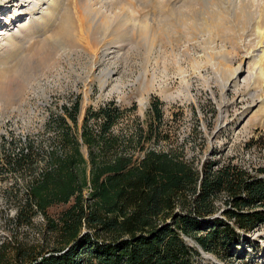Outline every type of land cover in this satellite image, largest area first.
<instances>
[{"label":"rangeland","instance_id":"1","mask_svg":"<svg viewBox=\"0 0 264 264\" xmlns=\"http://www.w3.org/2000/svg\"><path fill=\"white\" fill-rule=\"evenodd\" d=\"M19 1L0 0V29L10 28L6 20ZM85 1L64 0L59 11L53 12L54 22L47 33L34 36L9 57H0V115L13 117L5 126L0 117V133H7L0 135V243L5 241L8 247H13L9 241H51L53 234L47 231L43 213L37 212L33 224L19 225L13 219L16 209L25 200L29 183L46 167L49 150L62 149L60 118L65 116L81 130L88 108L98 109L110 100L124 111L113 125L115 133L131 134L138 124L161 123L167 136L145 139L147 147L182 152L200 165L208 159H232L253 172L264 165L261 142L246 145L250 139L264 137V74L259 71L264 69V43L258 34V26L264 30V3L258 9L260 15L243 31L238 19L246 11L234 10L231 0H216L228 7L224 15L232 28L222 27L224 32L215 33L178 21L182 11L190 13V25L208 20L205 0L92 1L110 15L108 30L96 29L91 15L84 12ZM235 3L245 5L247 11L254 9L252 0ZM25 15L13 21L15 29L19 22L28 25ZM148 26L162 28L155 47L146 37ZM54 35L58 42L43 48V40ZM93 50L99 52L98 59ZM106 65L115 69L107 83ZM225 66L240 69L232 76ZM3 86L8 93L1 91ZM154 97L162 101L161 122L147 112ZM75 103L80 106L77 124L66 110ZM101 122V118L89 119L96 130ZM22 151L29 156L14 168L9 159H18ZM83 151L88 156L86 145ZM73 202L51 205L48 213L57 217ZM217 204L221 209L214 216L222 214V200ZM243 236L220 254L202 248L190 236L185 238L200 250L193 256L194 264H264V223Z\"/></svg>","mask_w":264,"mask_h":264},{"label":"trees","instance_id":"2","mask_svg":"<svg viewBox=\"0 0 264 264\" xmlns=\"http://www.w3.org/2000/svg\"><path fill=\"white\" fill-rule=\"evenodd\" d=\"M161 102L154 97L147 110L160 122ZM66 110L77 124L79 103ZM123 114L110 100L88 108L81 130L60 118L62 149L49 150L46 167L29 183L13 218L31 225L43 213L52 239L9 241L13 247L2 241L0 264H194L200 250L186 236L220 254L264 223V165L254 172L232 159L200 165L182 152L147 147L145 139L167 136L161 123L115 133ZM91 117L102 119L98 130L89 124ZM260 142L264 147V137L246 145ZM27 156L22 151L10 164L16 168ZM71 199L57 217L48 213L49 206ZM217 200L224 205L214 216L221 209Z\"/></svg>","mask_w":264,"mask_h":264},{"label":"bare ground","instance_id":"3","mask_svg":"<svg viewBox=\"0 0 264 264\" xmlns=\"http://www.w3.org/2000/svg\"><path fill=\"white\" fill-rule=\"evenodd\" d=\"M92 1H94V0H86L84 2V4H83L84 5L83 8L85 10L84 12H86V14H88V15H91V21L94 23V26L96 27V29L97 28H99V29L103 28V29H107V30L110 29V27L112 25L110 24V22L107 19V18H109L110 15L109 16L105 15L104 12H102L99 8H96L93 5ZM205 1H206L207 8L210 10L209 13H205V14L210 15L208 20H206V21L204 20L202 23H194V24L190 25L189 19L190 20L192 19V18H190V13H188L187 11H182V12H180L181 17L178 21L183 23V26L188 25L191 28L196 27V29L199 28L202 32L204 30H208V31H211V32L213 31L216 33L217 31L221 30L222 27H226V30H227V28H232L231 25L230 26L228 25V21L226 19V16L224 15V12H227L226 9L228 8V7H224V5H222V4H224V1H221V2L219 1V4H218V1H216V0H205ZM229 1L230 0H228L227 2H229ZM236 1L237 0H231L232 4H234V6H233L234 10L239 9V10H241V12L246 11L245 14L243 13L246 17L245 16H244L245 18L239 17V19H238L242 23L241 30L246 31V26L251 25L252 22L254 21V19L256 18V16L260 15V12H258V9H260V6L262 3H264L263 2L264 0H252L254 9L250 10L249 8H247V9H249L248 11L244 9L245 5L244 6H239V5L235 6ZM63 2H64V0H20L17 3V7L15 6V9L13 11V15L6 20V22H7L6 26L11 25L10 28L0 29V39H1L0 41L3 40L2 41L3 46L0 47V57L1 58L9 57L11 55V53H13L15 50L17 51L18 48L26 45L27 42H29V40H31L34 36H36V35L42 36L44 33H47V31H49L48 29H50V27L53 25V22H54V17L52 16L53 12H58L59 8L62 6ZM104 4L109 5L110 3L103 2V5ZM108 5H106V6H108ZM214 6H219L218 10L214 9ZM205 9H206V6H205ZM219 9L222 11H220ZM25 14H27V17H29L28 25L25 23L22 24L21 22H19L17 29H15V25H12L13 21L14 22H15V20L17 21L18 19H20L21 16H23ZM99 14H101L102 16L101 15L99 16ZM102 18H104V19H102ZM112 19H114V18H112ZM82 21H83V19H82ZM146 28L147 29L145 30V34H147V36L146 35L145 36L148 37V39L150 40L151 47H155L154 46L155 42H156L157 38L159 37V35L162 31V28L160 29V31L153 29L151 26H148ZM124 31H126V30H124ZM222 31L223 30H221V32ZM163 34L166 36L165 31ZM258 34L261 36V39H262L261 43H264V30L260 26H258ZM57 40H59V37L57 35L51 36L49 38H45L43 40L44 46H42V47L43 48L48 47V46L50 47ZM211 42H213V39L211 40ZM262 49H263L262 51L264 52V47H262ZM93 53H94V57H96V59H98V53L99 52L97 50H93ZM208 56H209L210 60L214 59L213 54L209 53ZM25 64H26V62H25ZM106 66H108V65H106ZM224 69H226L225 71L227 73L230 72V74L232 76H235V74H237V72L239 71L240 68L232 69L229 66H225ZM22 70H23V68H22ZM114 71H115V69H113L111 67V65L104 68V72L106 73V78H105L106 83L109 82V80L112 76V73ZM259 71H261V73L264 74L263 68H261ZM256 74H257V70H255L253 72L252 77H254V75H256ZM143 75L145 78V82H147L148 81V75H149V69H146L144 71ZM152 77L154 79H156V71H154ZM1 91L2 92L5 91L8 93L7 88L5 86H3ZM0 117H2V116L0 115Z\"/></svg>","mask_w":264,"mask_h":264},{"label":"built area","instance_id":"4","mask_svg":"<svg viewBox=\"0 0 264 264\" xmlns=\"http://www.w3.org/2000/svg\"><path fill=\"white\" fill-rule=\"evenodd\" d=\"M2 119H3V122L1 123V124H6L8 121H10V120H12L13 119V117L12 116H10V115H7V116H2ZM2 125V126H3ZM2 126H0V130L2 129ZM5 126V125H4ZM3 134H7V133H0V135H3Z\"/></svg>","mask_w":264,"mask_h":264}]
</instances>
